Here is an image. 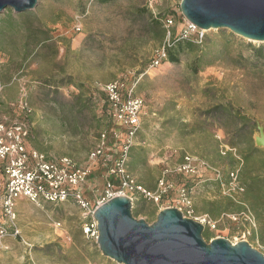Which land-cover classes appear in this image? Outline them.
I'll use <instances>...</instances> for the list:
<instances>
[{
    "label": "rangeland",
    "instance_id": "374dc122",
    "mask_svg": "<svg viewBox=\"0 0 264 264\" xmlns=\"http://www.w3.org/2000/svg\"><path fill=\"white\" fill-rule=\"evenodd\" d=\"M181 1L38 0L25 13L5 9L0 14V118L29 122L28 150L91 167L90 153L112 127L102 114L98 85L121 78L136 83L146 105L128 151L127 172L148 193L162 178L176 189L192 187L193 212L187 214L176 189L159 203L141 191H126L133 216L152 224L166 208H182L196 221L206 215L216 221L214 229L204 225L207 242L245 240L264 255V147L255 143L264 130V55L257 51H264V42L228 29L204 30L198 41L183 42L178 63L166 60L151 67L157 51L180 38L186 21ZM166 19L173 21L170 27ZM21 102L31 108L29 115ZM106 144L88 179L96 192L91 197L105 192L104 170L121 151L118 140ZM187 155L209 164L203 177L177 171ZM253 177L260 179L251 188ZM16 211L20 234L3 240L0 264H119L102 254L96 239L83 235L76 205L24 200ZM3 221L10 228V221Z\"/></svg>",
    "mask_w": 264,
    "mask_h": 264
},
{
    "label": "built area",
    "instance_id": "2783aa9c",
    "mask_svg": "<svg viewBox=\"0 0 264 264\" xmlns=\"http://www.w3.org/2000/svg\"><path fill=\"white\" fill-rule=\"evenodd\" d=\"M166 22V27L173 23L171 19H166ZM202 36L203 30L186 20L179 39L198 41ZM166 60L167 49L163 47L157 51L151 67L159 66ZM135 88L136 83H129L124 78L98 85V90L103 95L102 114L112 127L100 134V143L90 153L89 161L93 162V165L97 164L110 138L120 142L121 151L114 165L104 170L105 180H108L107 187L102 195L96 197L89 196L91 192L96 193L88 183L89 177L95 171L93 165L82 166L71 157H49L39 150H28L26 143L30 138L29 122L25 118H0V208L4 217L0 218V245L6 237L20 234V229L14 222L17 218L16 207L22 200L38 206L44 203L76 205L81 211L83 235L97 240L99 232L94 213L110 199L127 196L126 191H141L159 203L163 197L176 189L173 184L162 178L156 191L148 193L137 185L127 172L128 151L140 129L141 115L146 105L145 98L136 94ZM20 108L26 116L32 112L26 103L21 102ZM103 159V162L107 161L105 155ZM208 168L206 161L187 155L177 171L190 177H203ZM231 176L234 181L237 179L234 172ZM93 182L96 183L95 180ZM176 191L187 214L190 215L193 212V188L182 185L177 187ZM178 209L182 211V208ZM182 214L185 216L183 211ZM5 218L11 223L10 228V224L3 223ZM197 221L213 229L216 227V221L206 215L197 218ZM250 221H254L253 216ZM56 226L60 228L61 223H56Z\"/></svg>",
    "mask_w": 264,
    "mask_h": 264
},
{
    "label": "water",
    "instance_id": "95a60500",
    "mask_svg": "<svg viewBox=\"0 0 264 264\" xmlns=\"http://www.w3.org/2000/svg\"><path fill=\"white\" fill-rule=\"evenodd\" d=\"M38 0H0V14L34 10ZM184 18L201 30L228 29L249 41L264 42V0H182ZM255 137L264 147V130ZM97 243L119 264H264V255L247 241L217 237L207 242L205 226L177 208L161 210L152 224L132 214V199L116 196L94 213Z\"/></svg>",
    "mask_w": 264,
    "mask_h": 264
},
{
    "label": "trees",
    "instance_id": "16d2710c",
    "mask_svg": "<svg viewBox=\"0 0 264 264\" xmlns=\"http://www.w3.org/2000/svg\"><path fill=\"white\" fill-rule=\"evenodd\" d=\"M100 3L104 4V3H108L111 0H98ZM187 40V39H179L178 41L174 40L173 43V47H169L167 49V54H168V61L171 63H178L179 61V53L181 52V46L183 44V42ZM190 41V40H188ZM191 41H193V39H191ZM173 48H176V52L173 51ZM260 54L264 55V51L263 49H258L257 50ZM259 177H253L251 178L252 184L250 185L251 188L253 187V185H256L257 183H259ZM251 192V189L248 190V193Z\"/></svg>",
    "mask_w": 264,
    "mask_h": 264
},
{
    "label": "crops",
    "instance_id": "0c3cea01",
    "mask_svg": "<svg viewBox=\"0 0 264 264\" xmlns=\"http://www.w3.org/2000/svg\"><path fill=\"white\" fill-rule=\"evenodd\" d=\"M22 201H24V200H22ZM21 202V201H20Z\"/></svg>",
    "mask_w": 264,
    "mask_h": 264
}]
</instances>
